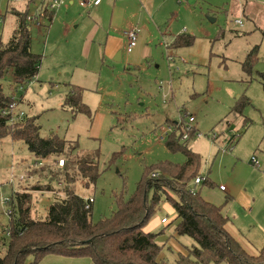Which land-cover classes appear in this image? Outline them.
<instances>
[{"label": "rangeland", "instance_id": "374dc122", "mask_svg": "<svg viewBox=\"0 0 264 264\" xmlns=\"http://www.w3.org/2000/svg\"><path fill=\"white\" fill-rule=\"evenodd\" d=\"M29 1L0 0V15H6L0 24L5 43L16 28L11 9L23 11ZM60 1L63 6L47 27L32 25L33 52L43 56L38 78L12 86L10 73L3 86L7 94L14 92L16 100L26 96L28 102L24 106L21 101V109L26 117L38 119L43 136L54 133L78 142L80 155L100 152L101 176L96 185L80 180L76 186L80 197L95 199L93 222L113 215L117 196L128 199L135 192L145 167L185 162L182 153L166 148L164 129L169 127L167 119L180 122L184 117L188 122L194 116V126L202 136L190 140V146L202 156L200 172L213 183L196 190L223 208L229 217L226 227L249 254L258 255L264 247V0H129L119 3L125 14L117 12L112 21L116 29L110 26L112 9L108 6L100 19L93 10L65 12L66 0ZM33 3L31 14L42 4L41 0ZM237 20L243 25L236 24ZM95 23L99 24L97 33H93ZM143 25L152 29L150 37ZM134 28L140 29L138 46L127 54L124 34ZM179 36L193 37V45L173 48ZM108 38L114 42L106 51ZM255 46L260 47L259 60L247 74L243 63ZM117 50L122 52L120 61L115 58ZM75 86L83 89L85 112L64 107L66 94ZM243 97L249 104L243 116L236 118L232 110ZM115 153L121 156L108 167ZM252 157L259 160V169L252 165ZM32 160L24 143H12L9 138L0 142L4 194H10L3 183L10 178L13 163L27 177L19 184V193L49 181L46 172L33 170ZM51 193L35 192L33 218L45 219L58 198ZM4 212L6 206L0 202V220H5ZM163 216L170 219L169 227L155 219ZM154 217L147 230L163 232L158 238L164 245L161 258L174 264L179 254L173 207L163 203ZM7 222L8 218L0 222V229ZM177 241L188 247L195 244L189 237ZM4 254L2 248L0 255ZM49 258L39 264H48Z\"/></svg>", "mask_w": 264, "mask_h": 264}, {"label": "trees", "instance_id": "16d2710c", "mask_svg": "<svg viewBox=\"0 0 264 264\" xmlns=\"http://www.w3.org/2000/svg\"><path fill=\"white\" fill-rule=\"evenodd\" d=\"M11 10V15L16 18V28L9 42L5 43L0 36V142L6 138L22 142L37 162H48L39 170L48 174L49 181L13 194L12 214L9 216L4 212L5 220L8 218L9 222L0 229V250L5 249V254L0 255V264H39L49 255L85 258L94 264H169L161 258L164 245L158 242V238L163 232L145 231L165 202L176 214L175 233L178 237L191 238L196 244L186 247V254L179 253L174 264H264V247L258 255L249 254L227 230L229 217L223 208L205 200L200 190L194 194L190 192L194 180L201 174L203 159L190 146L196 127L188 132L190 140L183 141L187 133L185 122L179 124L168 120L167 124L175 130L167 136L165 144L170 152L182 153L185 162L166 161L145 167L135 192L128 199L117 196V209L113 215L93 222V206L86 209L76 186L80 180L86 181L88 186L96 185L101 176L100 152L80 155L78 142L54 133L43 136L37 118L10 123L9 116L4 115L13 102H21L22 98L16 100L14 92L7 94L3 81L10 73L12 86L36 80L43 60V56L32 49L33 24L27 22L31 12L28 8ZM55 11L43 5L41 18L46 25L41 26L47 27L54 20ZM0 18L3 23L6 15H0ZM193 43V37L179 36L171 46L190 47ZM259 50L260 47L255 46L248 53L243 63L245 73L251 74L256 67ZM261 78L264 89V75ZM71 89L66 94L64 107L85 112L83 89L76 86ZM248 104V98H240L232 110L233 115L236 118L243 116ZM231 125L228 122V126ZM120 156L121 153H115L108 167ZM60 159L65 161L63 167L58 165ZM153 174L158 176L153 177ZM203 184L211 186L213 183L207 178ZM41 191L55 193L58 198L47 209L45 219H35L32 215L33 192Z\"/></svg>", "mask_w": 264, "mask_h": 264}, {"label": "built area", "instance_id": "2783aa9c", "mask_svg": "<svg viewBox=\"0 0 264 264\" xmlns=\"http://www.w3.org/2000/svg\"><path fill=\"white\" fill-rule=\"evenodd\" d=\"M41 3L42 4H41L40 8L38 10H36L33 14H30L28 16L27 22L29 24H36L37 26L42 25L43 18H41V15H42L41 12H42V8H43L44 4H46L47 7L51 11L57 10L58 8L61 7V4H62V2L60 0H41ZM100 3H101V0H83L82 1V5L88 9H90L92 7H97ZM1 23H2V19L0 18V24ZM236 24L243 25V22L241 20H237ZM139 34H140L139 28H134V29L125 33V37L127 39V50H126L127 54H131L134 51V49L138 46ZM166 47H167V44H166ZM20 104H21L20 102L15 101L10 105L9 109H7L6 112H4V115L9 116V122L10 123L22 122L28 118V117H26V113L24 112V110L21 109ZM182 122H185L186 131H187V133L183 136V141H188V140H190V136H189L188 132L195 128L194 124L196 122V118L194 116H190V117H188V122L186 120H182V118H181V121L179 122V124ZM174 130H175L174 127L169 126L168 128L164 129V133L166 136H168L169 134L173 133ZM195 133H196L195 134L196 138L202 136V134L198 130ZM213 139L216 140L215 136H213ZM251 163L254 167H256L258 169L260 168V162L257 160L256 157H252ZM45 164H46V162H37L36 161V162H34L33 169H39V168L43 167ZM64 164H65V161L63 159H60L58 161L59 167H63ZM157 176H158V174H153V177H157ZM26 179H27L26 175H22L20 177L16 176L15 179L14 180L12 179L10 183L13 186H17L20 183L26 182ZM206 180H207V177L203 176L202 174L199 175L194 180L193 188H191L190 192L194 194L196 192V188L198 186L202 185L203 183H205ZM220 189L222 191L225 190L224 187H221ZM14 192H16V190ZM12 196H13L12 194L11 195L4 194L2 186H0V202H1L3 207L6 206V214L9 216L12 214V210L10 207V204L12 202ZM83 199L85 201L86 209H90L93 206V204L95 203V199L92 196L91 197H84ZM161 222L163 225H167L170 223L169 219L167 217L163 218ZM7 235L9 236V232Z\"/></svg>", "mask_w": 264, "mask_h": 264}, {"label": "crops", "instance_id": "0c3cea01", "mask_svg": "<svg viewBox=\"0 0 264 264\" xmlns=\"http://www.w3.org/2000/svg\"><path fill=\"white\" fill-rule=\"evenodd\" d=\"M38 1V0H37ZM40 1V0H39ZM82 1L83 0H66L65 1V3H64V11L65 12H71V13H75V12H77V9H82L83 11L84 10H87V12H92V10H93V12H94V14H96V15H98V17L101 19V16L103 17V19H104V16H103V11H105L106 10V8H107V6H108V8H110V9H112V17H111V24H110V26L112 27V28H114V29H116L115 28V24L112 22L114 19H115V21H116V14H117V12H119L120 14H125V12L123 11V6H120L119 7V3H121V2H128L129 0H108V2H107V0H102L101 2L102 3H100L97 7H92V8H90V9H88V8H85L83 5H82ZM36 5V3H33V2H27V5L25 6V8L24 9H26V8H28L29 9V11H31V10H34L35 9V6ZM65 5H66V7H65ZM63 6V5H62ZM62 6H61V8H62ZM60 8V9H61ZM59 9V8H58ZM35 12V11H34ZM32 13V12H31ZM55 17V16H54ZM144 27H147V31H146V36L148 37H150L151 35H152V29L150 28V27H148V26H146V25H143ZM98 30H99V24L98 23H95V26H94V29H93V33H97L98 32ZM126 33V32H125ZM124 39H125V41L127 42V39H126V37H125V34H124ZM109 42H110V44H109ZM113 40L111 39L110 40V38H108V43H107V47H106V51L108 50V48L113 44ZM119 52H121L120 50H117V53L115 52L114 54L117 56V54L119 53ZM113 54V55H114ZM116 58V57H115ZM121 60H122V56H121ZM38 78V77H37ZM22 101L24 102V106H26V103L28 102V100L26 99V96H24L23 98H22ZM21 103V102H20ZM169 119H167V121H168ZM12 143H19V142H13L12 141ZM22 143V142H21ZM258 160V159H257ZM16 161H17V159H16ZM33 162H36V159L33 157V160H32ZM259 161V160H258ZM33 166V165H32ZM31 166V167H32ZM15 168H16V170H15ZM33 168V167H32ZM11 170H12V173H11V176H10V178L7 180V183H3V184H5V189L10 193V194H6V195H11L15 190H16V192L19 190V185H17V186H13L10 182H11V180L13 179H15V177L17 176V177H20V176H22V175H25L24 173H23V171L21 170V167H19L17 164H12L11 165ZM34 170V169H33ZM202 174V173H201ZM200 174V175H201ZM22 184H24V183H22ZM7 187V188H6ZM18 187V188H17ZM26 187H28V186H26ZM7 193V192H6ZM34 194H35V192H33V196H34ZM52 194V196L53 195H57V194H55V193H51ZM84 198V197H83ZM51 201V200H50ZM174 210V209H173ZM175 212V211H174ZM155 218V217H154ZM163 218H165V216H163L160 220H158V218H155V219H157V221H158V223L159 224H161V225H163L162 224V219ZM155 219H152V221H154ZM169 219V218H168ZM169 222H171L170 221V219H169ZM177 223V222H176ZM170 224L171 223H169V224H167V225H164V226H166V227H169L170 226ZM227 228V230L229 231V233L231 234V235H233L240 243H241V245L246 249L247 247H245L243 244H242V242H241V239L240 238H238L236 235H234L229 229H228V227H226ZM145 231L146 232H151V230H147V227L145 228ZM174 235H175V240H176V244H178L177 245V251H178V254L179 253H183V254H186L187 252H186V250H185V248L186 247H188V246H184L183 244H179L178 243V241H177V238H178V235L176 234V233H174ZM171 244H175V242L173 241V239H172V241H171ZM247 250V249H246ZM47 257V256H46ZM48 257H50L49 259H51V260H49L47 263L48 264H91V263H93L90 259H85V258H64V257H60V256H54V255H49ZM89 261H91V262H89ZM94 264V263H93Z\"/></svg>", "mask_w": 264, "mask_h": 264}, {"label": "water", "instance_id": "95a60500", "mask_svg": "<svg viewBox=\"0 0 264 264\" xmlns=\"http://www.w3.org/2000/svg\"><path fill=\"white\" fill-rule=\"evenodd\" d=\"M121 56H122V52H119L116 56V60L120 61L121 60Z\"/></svg>", "mask_w": 264, "mask_h": 264}]
</instances>
